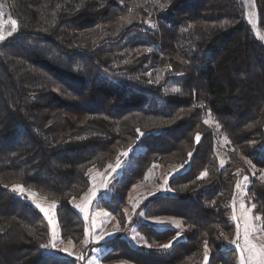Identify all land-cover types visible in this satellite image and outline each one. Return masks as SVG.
I'll return each instance as SVG.
<instances>
[{
	"label": "trees",
	"instance_id": "16d2710c",
	"mask_svg": "<svg viewBox=\"0 0 264 264\" xmlns=\"http://www.w3.org/2000/svg\"><path fill=\"white\" fill-rule=\"evenodd\" d=\"M6 5L17 29L0 40V264H78L48 251V226L12 187L56 203L62 238L80 243L85 222L71 201L89 189L90 169L117 159L127 162L117 197L99 205L120 223L131 188L150 167H186L169 178L170 193L139 210L148 219H179L181 238L174 229L140 225L149 249L127 245L119 234L88 253L103 246V262L201 264L208 254L207 264H238L236 249H224L236 232L226 214L240 175H250L247 163L257 171L246 200L264 233V151H254L264 143V41L253 33L244 3ZM255 6L264 32V0ZM173 10L170 23L161 19ZM207 115L227 141L224 165Z\"/></svg>",
	"mask_w": 264,
	"mask_h": 264
},
{
	"label": "rangeland",
	"instance_id": "374dc122",
	"mask_svg": "<svg viewBox=\"0 0 264 264\" xmlns=\"http://www.w3.org/2000/svg\"><path fill=\"white\" fill-rule=\"evenodd\" d=\"M241 1L245 5L246 19L253 33L257 39L264 41V32L260 30L258 24L255 0ZM175 14V10L164 12L161 19L170 23ZM133 19L134 15H131L126 22L120 25L131 23ZM16 29L17 23L9 14L6 0H0V40L11 36ZM205 123L216 132L217 154L224 165L227 141L210 115L205 116ZM254 151L256 156L261 155L264 151V143ZM247 164H249L250 175H240L235 194L228 201L231 208L226 216L235 225L236 232L234 237L227 241L224 249H236L238 264H264V233L260 217L255 214L254 206L249 205L246 200L250 178L257 169L250 166V163ZM126 166L127 162L117 159L109 163L104 170L94 168L89 170V189L81 197L71 201L73 209L85 222V237L80 243L62 238L57 221L56 209L58 205L56 203L50 202L31 189L20 185L13 186L12 190L18 197L31 204L43 218V223L48 226L50 230L48 251L50 253L74 258L78 264H132L127 261L103 262L102 257L107 252L103 246L94 248L92 253H88V250L89 252L91 250L87 247L102 244L121 234L127 245L138 250H147L150 246L146 243L143 232L140 231V225L151 226L158 230L174 229L179 231V238H181L180 232L183 230V225L179 219L168 217L148 219L139 210L147 199L158 194L170 193L169 178L184 172L186 167L174 165H153L150 167L144 180L138 181L131 188L126 203L122 207L125 220L124 223H120L117 217L100 206L99 202L102 200L112 202L117 197V185L123 179V171ZM238 174H240L239 171ZM205 176L206 174L202 175V177ZM259 178L264 181V171H261ZM208 258L207 254L201 264H207Z\"/></svg>",
	"mask_w": 264,
	"mask_h": 264
}]
</instances>
